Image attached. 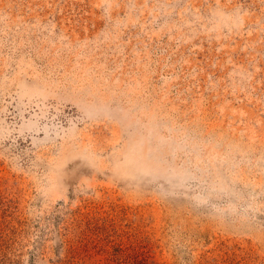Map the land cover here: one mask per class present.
<instances>
[{
	"label": "rangeland",
	"instance_id": "obj_1",
	"mask_svg": "<svg viewBox=\"0 0 264 264\" xmlns=\"http://www.w3.org/2000/svg\"><path fill=\"white\" fill-rule=\"evenodd\" d=\"M36 75L47 95L39 119L19 83ZM130 93L150 101L134 124L179 121L205 139L202 154L216 141L219 168L239 161L227 179L243 196L209 192L204 163L169 189L77 158L53 193V163L81 148L63 129L78 123L79 143L104 153L130 119L79 122L85 100L113 108ZM262 185L264 0H0V264H264Z\"/></svg>",
	"mask_w": 264,
	"mask_h": 264
},
{
	"label": "bare ground",
	"instance_id": "obj_2",
	"mask_svg": "<svg viewBox=\"0 0 264 264\" xmlns=\"http://www.w3.org/2000/svg\"><path fill=\"white\" fill-rule=\"evenodd\" d=\"M19 83L26 85L28 88L27 90H29L28 92H31L30 94H32L31 96L37 99V106H40L41 112L36 113L35 116L39 119L46 112V110L42 109V105L40 104L47 97L46 94H43L44 86H46L43 77H41V75H36V78L33 79V81L20 79ZM97 95L98 93L95 92L96 97ZM140 96L141 95L138 94H136V96H132V93H130L127 94V100H121V98L114 97L112 98L115 104L113 108L107 107L106 104L102 103L101 100L97 101L94 98V100L92 98L90 100L82 99L86 101V104L81 108V110L85 113L84 116L78 118L79 122L84 123L90 119L95 121L100 120L101 118H107L108 120L114 121L116 119H121L122 115H127L125 119L128 117L130 119H127L122 123H120L121 121L119 122L121 126L117 132L119 133L118 135L121 137L122 141L118 144H114L115 146L112 148V150H110V152L104 151V153H102L101 148L95 150L90 147L91 142H88V146H83L80 144L81 142L79 143V138L81 136H79V133H77L80 130L78 123L77 125L71 127L69 131L63 129L61 133L62 137H64V139L66 138L68 142L73 143V145H79L78 147L81 148L78 152L75 151L73 153L71 148L67 152L68 155H70L69 158L68 155L66 157V154H64V157H61L57 164L53 163L55 166L53 167L54 173L51 177L50 187L53 193H58L59 189L64 190L63 172L70 169L71 165L69 164V160L72 161L73 159L77 158V160H75L76 162L73 163L74 166L76 163H79L80 166L83 165L82 167L91 164L96 166V169L106 176L114 175L116 177L124 176L128 178L127 182L133 186H137L140 181L147 184L151 181L154 183L155 181L157 185H162L164 182H168L170 186L169 189H172V186L174 187L177 185L188 186L191 178L195 175V169H199V166L202 167L200 164L204 163V165L206 164L204 172L209 177V183L207 186L209 188V192L215 193L224 190L225 195L232 198L235 197L236 200H238L237 195H240V197L243 196V193L240 192L241 189H237V187H235L236 183L231 182V184L227 179L228 175H234V169L237 167V162L239 161H230L223 170L219 168L220 166L218 167L216 162L217 159H220V157L218 156L217 151H214V146L216 144H212L213 142H216L215 140L208 143L210 145L208 146L207 151L202 154V146L199 148L197 145H201L203 142H205V139L202 142H197L196 137L190 134L189 129L180 124L179 121L174 122L171 125L168 123L169 121L165 119L168 122L162 123L160 121L157 128V123H153L152 114H150L151 116L147 118V120H149L148 122L146 121V123L144 122L142 124L138 123L139 126L134 124L135 121L137 122V118H139V116H136V112L143 113V107L150 105L149 99L146 98L147 100H145L143 96ZM100 97L102 96H99V98ZM133 97H140V99H130ZM61 102L64 103L63 101ZM35 120L30 119L28 125L34 128L35 124H37ZM48 129V124H45L43 128H41V130L49 135L50 132ZM85 129L86 128L84 127V130ZM165 129H168V133L166 134L163 133ZM35 130L37 131L36 128ZM133 134L134 136H132ZM162 146H167V148L162 149ZM191 147H193L191 150L193 155H190V151L187 152V150ZM195 148L197 160L196 163L193 164L192 161L194 160H191V158H195ZM142 150H144V152H142ZM186 152L187 157L185 160L182 157H179L180 153L185 154ZM143 155L144 157H142ZM178 158L180 162L178 161ZM181 159H183V161H181ZM109 162H111V168L113 171L109 172L108 169L99 170L102 166L107 168L109 166ZM207 162L215 165L214 172L209 171L208 173V171H206L208 170ZM104 163L107 164L104 165ZM162 167H164V169H162ZM202 170L203 168H201V171ZM89 171H86V173ZM82 173H85V170L82 171ZM84 176H86V174H84ZM231 179L234 180V176ZM225 184L231 185L228 186ZM247 184H250V182ZM263 188L264 185H262L261 189ZM255 190L256 189H253L252 191L255 192ZM199 191L202 193L203 190L200 188ZM236 203L237 202L235 201H231V204H228V207L225 209L218 207L219 211H222L223 215V213L235 210L237 205ZM213 204H217L215 200L213 201ZM240 216L242 217L243 215L240 214ZM241 220L243 227L255 225V222L252 223L253 220L247 217Z\"/></svg>",
	"mask_w": 264,
	"mask_h": 264
}]
</instances>
